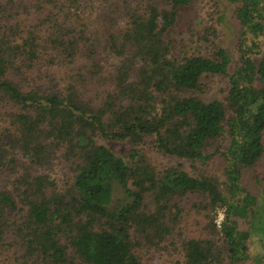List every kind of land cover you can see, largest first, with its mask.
Returning a JSON list of instances; mask_svg holds the SVG:
<instances>
[{"label":"trees","instance_id":"16d2710c","mask_svg":"<svg viewBox=\"0 0 264 264\" xmlns=\"http://www.w3.org/2000/svg\"><path fill=\"white\" fill-rule=\"evenodd\" d=\"M194 1L0 0V101L10 109L9 125L0 128V234L20 241L21 258L139 264L144 242L158 246L171 236L175 200L196 194L191 204L206 211L215 237L180 240L183 263L263 264L264 195L239 179L264 154V0H224L235 4L238 23L233 72L221 46L170 54L164 35ZM94 2L129 15L124 30L107 32L100 45L74 18ZM76 59L88 61L90 77L103 74L99 104L77 90ZM210 75L226 78L223 100L194 93ZM99 139L133 147L124 158ZM148 141L163 155L200 163L220 155L225 192L215 178L192 176L180 163L156 170L137 147ZM56 158L71 164L65 185L52 173ZM115 190L121 197L112 206ZM216 211L223 213L218 222ZM234 217L247 228L238 229Z\"/></svg>","mask_w":264,"mask_h":264},{"label":"rangeland","instance_id":"374dc122","mask_svg":"<svg viewBox=\"0 0 264 264\" xmlns=\"http://www.w3.org/2000/svg\"><path fill=\"white\" fill-rule=\"evenodd\" d=\"M29 1L33 2L36 0ZM234 9L235 4H229L224 0H197L180 8L175 23L164 35V38L169 43L170 54L176 58H181L191 53L210 54L217 46H221L230 55L228 72H233L239 65V54L237 51L238 23L234 17ZM107 13L109 17L104 18ZM217 16H220V18L217 19ZM74 18L76 20L79 19L80 22L78 23L85 24L89 29H92L93 37L99 40V43L96 44L100 45L103 43L102 40L106 37L107 32L109 34L118 33L120 30L119 26L123 28L127 24L129 15L121 8L120 10L111 9L109 11L98 2H94L86 8L79 9ZM116 24L118 28L114 29ZM213 32L215 34H212ZM259 40V46L263 48L264 32ZM251 56L254 59L258 57L254 54ZM96 59L102 62L104 56H98ZM110 60L111 55L108 56L105 62L108 64ZM73 63L81 69L78 75L81 78H76V75H74V79L72 78L75 81L74 84L77 90L83 95V98H89L95 104H99L106 90L103 74L98 72V75L93 74V77H90V70L85 67L88 61L84 64L80 59H76ZM226 83L225 77L206 76L201 79L200 89L194 91V93L203 100L212 98L223 100L226 94ZM2 102L0 101V128L1 126L6 127L9 125V117L7 115L10 110L9 105ZM99 142L104 143L115 154L124 158L133 147L126 139H99ZM217 142H220L221 148H224L227 142L226 137L220 138ZM137 147L146 154L156 170H161L170 164L180 163L184 170L192 176L204 174L215 178L219 189L225 192V179L222 173L223 161L220 155L215 154L206 162L200 163L163 155L155 151L149 141L139 143ZM70 166L71 164L68 161L64 162L57 158L52 161V173L54 172L61 185H65L69 181ZM239 181L241 187L251 194L256 196L264 195V154L253 168L242 169ZM120 197L121 195L115 190L112 193L113 203L111 205L114 206L116 199ZM197 201H199V198L196 194H187L183 198L175 200L177 203L176 222L170 224L171 236L167 238V241L161 242L158 246L155 245L156 247H146L147 245L144 242V246L142 245L138 251L139 264H184L180 252V240L185 238L215 237V233L208 228L209 219L204 218L206 211L201 208L200 204H191ZM215 216V220L218 222L223 217L222 211H216ZM234 219L238 229L245 230L247 228V222L244 218L234 217ZM5 232L6 230L0 234V264H36L30 259L21 258L22 246L20 241L8 233L5 234ZM262 262L264 264V260ZM239 264L248 263L247 261H240Z\"/></svg>","mask_w":264,"mask_h":264}]
</instances>
